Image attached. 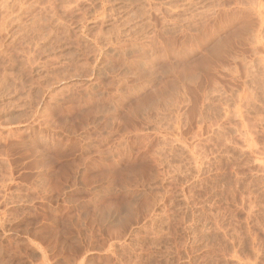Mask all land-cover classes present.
Wrapping results in <instances>:
<instances>
[{"label":"rangeland","instance_id":"1","mask_svg":"<svg viewBox=\"0 0 264 264\" xmlns=\"http://www.w3.org/2000/svg\"><path fill=\"white\" fill-rule=\"evenodd\" d=\"M0 264H264V0H0Z\"/></svg>","mask_w":264,"mask_h":264},{"label":"bare ground","instance_id":"2","mask_svg":"<svg viewBox=\"0 0 264 264\" xmlns=\"http://www.w3.org/2000/svg\"><path fill=\"white\" fill-rule=\"evenodd\" d=\"M1 1H2V0H1ZM7 1H8V0H7ZM15 2H17V1H15ZM4 3H5V2H4ZM5 4H6V3H5ZM17 6H18V4H17ZM9 7H10V6H9ZM9 7H8V8H9ZM18 7H19V6H18ZM7 10H8V9H7ZM6 12H7V11H6ZM14 12H15V11H14ZM2 22H3V21H2ZM1 24H2V23H1Z\"/></svg>","mask_w":264,"mask_h":264}]
</instances>
